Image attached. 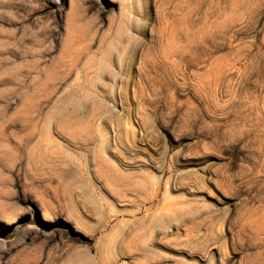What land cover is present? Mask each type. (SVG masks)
I'll return each mask as SVG.
<instances>
[{
	"label": "rangeland",
	"instance_id": "obj_1",
	"mask_svg": "<svg viewBox=\"0 0 264 264\" xmlns=\"http://www.w3.org/2000/svg\"><path fill=\"white\" fill-rule=\"evenodd\" d=\"M0 264H264V0H0Z\"/></svg>",
	"mask_w": 264,
	"mask_h": 264
},
{
	"label": "bare ground",
	"instance_id": "obj_2",
	"mask_svg": "<svg viewBox=\"0 0 264 264\" xmlns=\"http://www.w3.org/2000/svg\"><path fill=\"white\" fill-rule=\"evenodd\" d=\"M130 73V72H129ZM131 76V75H130ZM129 81V80H128ZM121 90V89H120ZM121 145H122V143H121ZM102 148H104L105 149V147H102Z\"/></svg>",
	"mask_w": 264,
	"mask_h": 264
}]
</instances>
